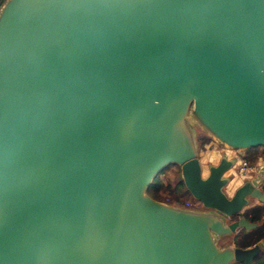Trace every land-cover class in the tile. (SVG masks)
Returning <instances> with one entry per match:
<instances>
[{"label":"water","instance_id":"obj_1","mask_svg":"<svg viewBox=\"0 0 264 264\" xmlns=\"http://www.w3.org/2000/svg\"><path fill=\"white\" fill-rule=\"evenodd\" d=\"M188 114L264 147V0H3L0 264H253L264 238L217 241L256 225L264 165L228 194ZM169 164L203 209L147 193Z\"/></svg>","mask_w":264,"mask_h":264},{"label":"crops","instance_id":"obj_2","mask_svg":"<svg viewBox=\"0 0 264 264\" xmlns=\"http://www.w3.org/2000/svg\"><path fill=\"white\" fill-rule=\"evenodd\" d=\"M197 143V142H196ZM215 140L212 138H208L204 143H202V147L199 148V144H196L197 148V155L202 167V176H206L208 173V166L210 164H216L220 157L222 155H225L227 159H234L233 165L226 170L223 176H230L231 180L226 186V192L228 194H232L233 190L239 186L246 178H254L257 176V172L251 174L248 177H243L241 174L236 169V165L238 163V157L239 155H243L245 157L248 156V159L251 160V163L256 164L257 166L259 165H264V147H254V148H248L246 150H236V149H229L226 148L219 143H217ZM264 194V179H262L258 185ZM253 206H262L264 208V202L259 200L258 198H250L249 202L243 207L244 210H247ZM193 209H203L202 206H193ZM249 222H253L256 225L251 227L250 229L260 225L264 221V212L260 216V219L258 221H252L249 218H246ZM232 220V219H231ZM230 221V220H229ZM226 221V222H229ZM241 229V228H240ZM244 229V228H242ZM249 229V230H250ZM236 229L234 232H232L229 235H224L219 237L217 243L219 244L220 247H224L227 245L231 246H237L233 240L234 234L237 232ZM247 232L248 230H245ZM247 248V247H246Z\"/></svg>","mask_w":264,"mask_h":264},{"label":"trees","instance_id":"obj_3","mask_svg":"<svg viewBox=\"0 0 264 264\" xmlns=\"http://www.w3.org/2000/svg\"><path fill=\"white\" fill-rule=\"evenodd\" d=\"M2 1L3 0H0V4L2 3ZM207 139L208 138L203 139V143ZM246 158L248 159V156ZM248 161L251 162L250 159H248ZM163 171L164 170H161L159 173L156 174L150 185L147 187L146 191L150 196H152L157 200H164V201L167 200L170 202L176 201L175 203H179L177 201L180 200V197L183 193H187V194L190 193L185 188L181 178L173 185H171L169 182L161 181L159 179V176L163 174ZM163 194H165L164 195L166 196L165 198ZM190 199L191 201H193V203L196 201L194 198H192V196ZM263 212H264V208L262 206H253L247 210L243 209V215L245 216V218H249L252 221H258ZM261 238H264V221L260 225L248 230L247 232H245L244 229L239 228V230H237V232L234 234L233 240L237 246L241 248H246L252 246ZM252 262L253 264H264V247L258 250V252L253 257ZM232 264H243V263L236 261L233 262Z\"/></svg>","mask_w":264,"mask_h":264},{"label":"rangeland","instance_id":"obj_4","mask_svg":"<svg viewBox=\"0 0 264 264\" xmlns=\"http://www.w3.org/2000/svg\"><path fill=\"white\" fill-rule=\"evenodd\" d=\"M187 118L193 124L194 130H195V141L197 142L196 143L197 145L199 144V148H200V147H202L201 145L203 143V139L210 138V137L208 136L206 131H204L197 123L194 122V119L190 114H188ZM162 170H164V171H163V174H161V176H159V179L163 182H169L171 185H173L181 178L180 167L176 164H169V165L165 166ZM165 194H163V196ZM165 197L166 196H164V198ZM190 198H191L190 194L183 193L180 197V200L177 201L179 203H175L176 201L170 202L167 200H165V202H167L170 205H174L176 207L185 208L184 205L186 204L187 201L193 202V201H191ZM161 201H164V200H161ZM194 204H195V206H199L200 202H198L196 200L194 202ZM187 209H192V208H187Z\"/></svg>","mask_w":264,"mask_h":264},{"label":"built area","instance_id":"obj_5","mask_svg":"<svg viewBox=\"0 0 264 264\" xmlns=\"http://www.w3.org/2000/svg\"><path fill=\"white\" fill-rule=\"evenodd\" d=\"M236 169L239 172V174H241L243 177L246 178L250 176L251 174L257 172V165L249 162L245 156L239 155ZM193 206H195V204L190 201H187L186 204L184 205V207H187V208H192Z\"/></svg>","mask_w":264,"mask_h":264}]
</instances>
